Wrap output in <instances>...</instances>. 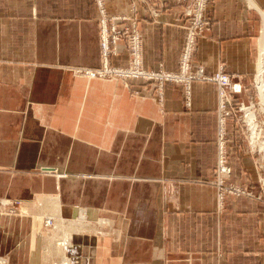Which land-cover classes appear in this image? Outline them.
<instances>
[{"label": "crops", "instance_id": "1", "mask_svg": "<svg viewBox=\"0 0 264 264\" xmlns=\"http://www.w3.org/2000/svg\"><path fill=\"white\" fill-rule=\"evenodd\" d=\"M102 2L138 20L144 68L178 69L182 1ZM204 15L193 67L228 73L234 104L257 101L264 0H207ZM99 18L96 0H0V264H264V196L219 204L211 183L217 84L192 81L187 104L180 83L79 73L102 65ZM128 58L121 41L109 64ZM235 119L229 181L257 196V154ZM55 216L84 220L60 253L44 223Z\"/></svg>", "mask_w": 264, "mask_h": 264}, {"label": "built area", "instance_id": "2", "mask_svg": "<svg viewBox=\"0 0 264 264\" xmlns=\"http://www.w3.org/2000/svg\"><path fill=\"white\" fill-rule=\"evenodd\" d=\"M147 2L149 0H142ZM183 2V16L185 18V33L183 45L179 55L178 69L170 71L165 69H146L142 65L141 44L142 35L138 28V20L135 17L120 15H108L103 7L102 0H97L100 11V49L102 56V65L92 70L79 69L82 74H89L90 77H119V78H136L144 81H155L158 88H162L164 81L183 84L185 88L186 103L189 104L190 84L195 80L213 81L217 84L218 89V107H217V138H216V165L211 183L215 186L218 195V202L221 204L224 195L239 196L247 192L241 185L229 181L232 168L228 162V130L227 121L230 115H236L235 127L240 130V135L246 139L247 150L257 154L255 161L257 170V181L260 190L264 193V154L259 148V141L264 140V133L261 127H264L263 120L256 119L258 128L250 129L247 115L249 110L253 112L257 109V101L250 99L248 103H233L229 92H240L241 86L233 82L230 75L222 68L214 74L208 75L202 65H192V55L196 41L209 25L205 18L204 12L207 0H177ZM160 7H150L151 14L156 17L160 12ZM135 8L133 7V10ZM120 21H128V24L120 25ZM124 40L128 49L129 58L125 66H111L109 56L117 53V44ZM263 159H262V158ZM253 196V195H252ZM261 197V193L257 195Z\"/></svg>", "mask_w": 264, "mask_h": 264}, {"label": "bare ground", "instance_id": "3", "mask_svg": "<svg viewBox=\"0 0 264 264\" xmlns=\"http://www.w3.org/2000/svg\"><path fill=\"white\" fill-rule=\"evenodd\" d=\"M88 70H92V69H88ZM84 75H86L87 77H90L89 74H84ZM255 87L258 88V93H259V97H260V100H261V105L263 106L262 107V110L264 111V63L260 67L259 77H258V72H257V79H256V86ZM247 115L249 116V117H247V120H248L249 125H250L249 128L250 129L258 128V122H255L254 121V117L257 119V109L255 110V112H253V109L252 110H249L248 113H247ZM261 129H262V131L260 132V134H263L264 133V130H263L262 127H261ZM259 148H260V150H262V152L264 154V141L263 140L259 141ZM52 203H54V202H52ZM47 209L48 208H46V210ZM54 211H55V209H54ZM49 215L50 214H48V216ZM51 215H53V214H51ZM51 215H50V217L53 218L54 216H51ZM52 218H50V219H52ZM55 218H56V216H55ZM54 220L56 221V224H57V232H55V234L51 237V239L53 240L54 243L57 244V245L54 244V246H55L54 249H57V251L60 253L61 251L63 252V250H64L63 248L65 246H67L69 244V242L71 241L70 238L72 237V233H74V230H76V228H78L79 226L81 227L83 225V222H82L83 219H81L80 221H77L75 223L74 222L69 223L70 225L68 224L67 226H65L63 224V220H61V218H59V219L56 218ZM51 221H53V220H51ZM51 221L50 222L45 221L44 222L45 223V226L46 227H48V226H50V227L52 226L53 227V224H52ZM105 222L106 221H104V220L102 221V223H105ZM80 223H81V225H80ZM52 245H53V243L50 242V245L49 246H52ZM62 264H67V261L66 260L64 262L62 261Z\"/></svg>", "mask_w": 264, "mask_h": 264}, {"label": "rangeland", "instance_id": "4", "mask_svg": "<svg viewBox=\"0 0 264 264\" xmlns=\"http://www.w3.org/2000/svg\"><path fill=\"white\" fill-rule=\"evenodd\" d=\"M96 2H97V0H96ZM98 5V4H97ZM133 7L135 8V5H133L132 6V9H133ZM153 7V6H152ZM135 10V9H134ZM100 12V11H99ZM112 16V15H111ZM100 39V38H99ZM124 43H125V41L124 40H122ZM119 42H121V41H119ZM118 42V43H119ZM125 45H126V43H125ZM127 47V46H126ZM128 50V49H127ZM251 89H252V94H253V96L254 97H256V95H257V99H258V104H257V114L258 113H260L261 114V116H259L258 115V119L259 120H263V122H264V111L262 110V105H261V100H260V97H259V93H258V88L256 89V87H255V83L254 84H252V86H251ZM263 111V112H262ZM263 130H264V127H263ZM264 141V140H263ZM247 192H250V191H247ZM260 193H261V197H257L256 195H254L253 193L251 194V195H249L248 193H245V194H241V195H239V196H234V197H240V196H248V197H253V198H256V199H261L262 198V196H264V193H263V191H261L260 190ZM253 195V196H252ZM231 196H233V195H231ZM6 203H8V201H6V202H4V204H6ZM14 205H15V203H14ZM13 207V204H12V206L9 208V211H11L12 213L14 212V211H12V210H15V208H12ZM47 222H50L51 220H46ZM52 222V224H53V227L51 226V228H52V231H55V232H57V224H56V221L55 222H53V221H51ZM48 227H50V226H48ZM51 231V232H52ZM1 262V261H0ZM3 262V261H2Z\"/></svg>", "mask_w": 264, "mask_h": 264}]
</instances>
